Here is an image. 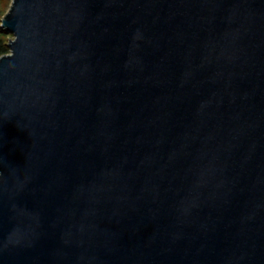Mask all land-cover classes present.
Segmentation results:
<instances>
[{
  "label": "water",
  "instance_id": "95a60500",
  "mask_svg": "<svg viewBox=\"0 0 264 264\" xmlns=\"http://www.w3.org/2000/svg\"><path fill=\"white\" fill-rule=\"evenodd\" d=\"M0 264H264V0H12Z\"/></svg>",
  "mask_w": 264,
  "mask_h": 264
},
{
  "label": "trees",
  "instance_id": "16d2710c",
  "mask_svg": "<svg viewBox=\"0 0 264 264\" xmlns=\"http://www.w3.org/2000/svg\"><path fill=\"white\" fill-rule=\"evenodd\" d=\"M10 36L11 35L7 34L0 26V57L9 54L8 43L10 41Z\"/></svg>",
  "mask_w": 264,
  "mask_h": 264
},
{
  "label": "rangeland",
  "instance_id": "374dc122",
  "mask_svg": "<svg viewBox=\"0 0 264 264\" xmlns=\"http://www.w3.org/2000/svg\"><path fill=\"white\" fill-rule=\"evenodd\" d=\"M12 0H0V26L2 25V20L5 16V14L8 12L10 6H11ZM3 14V15H1ZM10 39H12V36H10Z\"/></svg>",
  "mask_w": 264,
  "mask_h": 264
}]
</instances>
